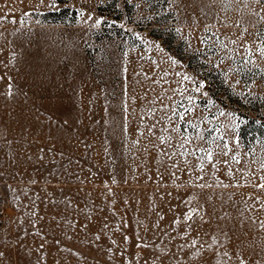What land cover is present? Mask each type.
<instances>
[{"label": "rangeland", "instance_id": "374dc122", "mask_svg": "<svg viewBox=\"0 0 264 264\" xmlns=\"http://www.w3.org/2000/svg\"><path fill=\"white\" fill-rule=\"evenodd\" d=\"M264 0H0V264H264Z\"/></svg>", "mask_w": 264, "mask_h": 264}, {"label": "trees", "instance_id": "16d2710c", "mask_svg": "<svg viewBox=\"0 0 264 264\" xmlns=\"http://www.w3.org/2000/svg\"><path fill=\"white\" fill-rule=\"evenodd\" d=\"M242 130H243V132L241 134H242V137L244 140L247 139L248 135H246V134H249V133L252 134V132L255 134L258 132H260L261 134H264V127L263 126L262 127H260V126L259 127L258 126H243Z\"/></svg>", "mask_w": 264, "mask_h": 264}, {"label": "built area", "instance_id": "2783aa9c", "mask_svg": "<svg viewBox=\"0 0 264 264\" xmlns=\"http://www.w3.org/2000/svg\"><path fill=\"white\" fill-rule=\"evenodd\" d=\"M8 205L9 203L7 198L0 193V210H5Z\"/></svg>", "mask_w": 264, "mask_h": 264}, {"label": "snow or ice", "instance_id": "6c2138e0", "mask_svg": "<svg viewBox=\"0 0 264 264\" xmlns=\"http://www.w3.org/2000/svg\"><path fill=\"white\" fill-rule=\"evenodd\" d=\"M255 2H256V3H261V2H262V0H255Z\"/></svg>", "mask_w": 264, "mask_h": 264}]
</instances>
